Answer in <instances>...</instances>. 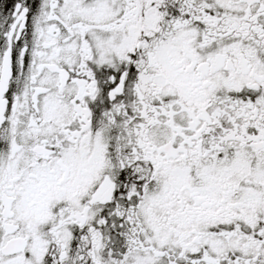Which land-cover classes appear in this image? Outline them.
I'll use <instances>...</instances> for the list:
<instances>
[{"label":"snow or ice","instance_id":"snow-or-ice-1","mask_svg":"<svg viewBox=\"0 0 264 264\" xmlns=\"http://www.w3.org/2000/svg\"><path fill=\"white\" fill-rule=\"evenodd\" d=\"M0 264H264V0H0Z\"/></svg>","mask_w":264,"mask_h":264}]
</instances>
